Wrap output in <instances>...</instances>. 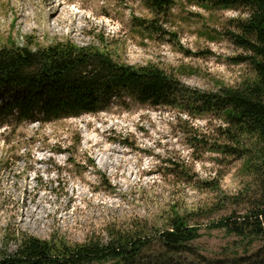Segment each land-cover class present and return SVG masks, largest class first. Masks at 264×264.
Here are the masks:
<instances>
[{
	"label": "rangeland",
	"instance_id": "1",
	"mask_svg": "<svg viewBox=\"0 0 264 264\" xmlns=\"http://www.w3.org/2000/svg\"><path fill=\"white\" fill-rule=\"evenodd\" d=\"M50 1L0 0V48L94 47L121 63L155 65L204 94L251 74L249 65L233 61L244 52L226 36L244 11L176 0L161 16L144 0H59L64 22L58 24ZM7 100L2 96L0 103ZM181 101L183 107H154L126 96L79 118L0 124V250H16L14 233L79 244L105 237L109 225L142 221L164 230L173 211L206 210L192 218L201 229L193 254L175 255L170 264H264V239L250 244L210 228L233 213L243 217L252 194L245 192L242 160L212 149L224 126L220 116H197L187 108L189 99ZM187 129L207 135V145H197ZM29 210L42 223L22 224Z\"/></svg>",
	"mask_w": 264,
	"mask_h": 264
},
{
	"label": "trees",
	"instance_id": "2",
	"mask_svg": "<svg viewBox=\"0 0 264 264\" xmlns=\"http://www.w3.org/2000/svg\"><path fill=\"white\" fill-rule=\"evenodd\" d=\"M144 1L155 15L161 16L176 4V0ZM194 2L214 10L245 12V17L231 21L234 30L226 32L229 41L244 52L233 61L251 69L250 76L240 84L218 83L217 92L204 94L185 87L174 74L155 65L121 63L98 48L70 42L38 49L14 45L0 48V98H8L0 103V124H48L79 118L102 112L114 100L126 96L168 108L183 107L181 98L186 97L187 108L193 114L213 112L223 120L224 126L219 127L212 149L225 157L242 160L243 174L248 180L245 192L252 194L243 217L233 213L210 228L223 229L252 244L264 239V0ZM194 131L187 129L195 136L197 145L206 146L208 136H198ZM175 166L191 183L194 181L186 168ZM214 190L221 189L214 186ZM205 211H173L164 230L142 221L109 225L105 237L92 236L79 244L14 233L16 250H0V264H143L145 256L158 246L162 253H152L145 264H170L175 255L193 254L191 246L200 238L201 229L191 223L192 218Z\"/></svg>",
	"mask_w": 264,
	"mask_h": 264
},
{
	"label": "bare ground",
	"instance_id": "3",
	"mask_svg": "<svg viewBox=\"0 0 264 264\" xmlns=\"http://www.w3.org/2000/svg\"><path fill=\"white\" fill-rule=\"evenodd\" d=\"M62 6H63V4L59 0H51L50 1V7L52 9L53 16L57 17L56 21L58 22V24H60L61 22H64V20L60 21V18H59L62 14V9H61ZM76 16H78V15L76 14ZM71 17H72V14H71V16H69V19ZM65 22H67V20ZM27 213H28V215H27L26 219L25 218L21 219L22 224H24L26 226H29V225L37 226L40 223H42L39 215L36 212H34L33 210H29Z\"/></svg>",
	"mask_w": 264,
	"mask_h": 264
}]
</instances>
